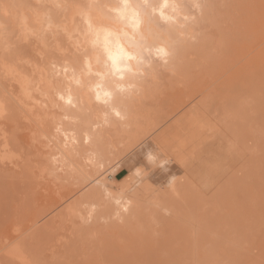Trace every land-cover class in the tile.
Masks as SVG:
<instances>
[{
  "label": "bare ground",
  "instance_id": "1",
  "mask_svg": "<svg viewBox=\"0 0 264 264\" xmlns=\"http://www.w3.org/2000/svg\"><path fill=\"white\" fill-rule=\"evenodd\" d=\"M253 1L258 15L254 14ZM253 1L169 0L175 10L171 7L167 9L166 15L171 19L162 20L150 8L143 7V0H130V3L140 5L144 13L141 28L133 31L129 22L122 20L115 11L122 6V0H76L77 35L76 42L72 43L76 52L70 55L59 53L58 60H47V70L54 71L51 74L39 73L42 84L31 86L32 79L26 78L25 72L14 74L18 72L17 69L12 71L6 63L0 62V126L11 132L7 138L0 133V138L4 142L8 139L25 156L23 168L30 171L32 186H41L45 190L43 192L47 193L37 201L35 198V204L38 202L42 214L62 207L75 182L80 183L75 185L79 188L94 174L98 175L105 163L118 164L127 156L140 165V168L136 167L138 171L135 169L132 174L149 173L155 177L151 180L168 182L173 188L176 184L174 179L184 176L187 182V165L181 164L180 173H176L168 164L171 156L176 158L186 154L187 134L193 133L199 139L205 135L208 113L214 110L212 106L221 102L222 107L215 108L218 116L225 109L245 111L243 106L246 105L247 110L248 107L251 110L249 102L253 104L255 92L263 90L264 36L258 47H254L250 40L257 33L256 28L258 31L264 27V5L261 4L264 0ZM161 2L148 0L150 6L156 7ZM231 25L235 27L229 28ZM118 46L138 57L127 62L117 61L122 72L116 71L109 59L110 54L118 52ZM213 63H216V68L211 72L209 67ZM208 77L211 81L219 82L216 88L208 90ZM105 93L110 95L106 97ZM17 105L24 115L19 113ZM116 111L124 119L118 118ZM43 114L52 115L53 137L60 139L52 153L39 152V148L27 143V134L18 132L19 125L23 126V130H28L30 123H34L41 133H45V120L40 119ZM29 130L35 131L32 127ZM156 132L157 135L152 137ZM36 148L44 155L43 159L35 158ZM147 149L160 154L156 159L157 164L165 162L163 167H159V174L151 169L147 172L141 169L143 163L148 165L143 157ZM3 169L14 173L12 169ZM122 171L116 170L115 178ZM131 176L122 178L116 191L110 189L114 181L110 185L103 179L93 178L95 180L91 182H95V185L90 184L92 187H87L88 192L76 198L78 204L84 200L86 207L88 201L92 203L89 205L92 210L87 217L85 212L81 214L85 218H81L80 222L89 218L93 220L91 226L96 227L102 221L111 222L109 226L119 233L125 227L139 225V215L146 207ZM127 178L131 183L128 184ZM143 179L146 180L145 177ZM133 186L134 190L130 191ZM161 191L163 194L156 199L160 203L157 204L159 209L177 215L179 206L168 193ZM73 203L71 200L59 212H55L51 223L62 210L69 208L71 211L70 206L76 209L78 206ZM81 208L77 209L78 212ZM150 211L158 212L152 208ZM113 219L117 223L123 219L124 224L117 226ZM155 221L163 222L161 218ZM143 228L149 229L146 225ZM98 229L102 230L100 227ZM104 230L110 229L106 226ZM136 237L131 239L129 236L130 239L123 241V245L126 243L132 247L139 240V237L135 240ZM68 243H64L65 248ZM144 243L147 257L146 254L134 258L121 255L123 246L119 245V251L115 248L112 252L107 251L100 262L88 259L82 264H160L158 254L154 252L158 247L164 249V245L148 237L138 245ZM166 243L170 244L171 241ZM166 261V264L182 263L176 257ZM200 261L201 257H198L195 264H201Z\"/></svg>",
  "mask_w": 264,
  "mask_h": 264
},
{
  "label": "rangeland",
  "instance_id": "2",
  "mask_svg": "<svg viewBox=\"0 0 264 264\" xmlns=\"http://www.w3.org/2000/svg\"><path fill=\"white\" fill-rule=\"evenodd\" d=\"M261 4L264 5V1ZM258 13L255 5L254 14ZM262 28V31L256 28L257 33L251 37L250 42L254 47L263 41ZM76 35V0H0V62L6 63L12 71L17 69L18 72L14 74L25 72L26 78L32 79L31 86L42 84L39 73L51 74L54 71L47 70V60L56 61L61 53L70 55L76 52L72 46L76 42ZM215 68L216 63H213L209 70L212 72ZM208 81V90L216 88L219 83L211 81L209 77ZM220 105L221 102L209 111L205 135L199 139L193 133L187 134L186 154L169 158L168 164L176 173H180L181 164L188 166L185 174L188 175L187 182L184 176L179 177L178 182L174 179L176 184L173 188L168 182L151 180L155 177L149 173L132 174L140 165L127 156L118 164L105 163L100 171L96 169L98 175L93 172L94 175L91 174L93 176L86 183L83 182V186L76 188L75 185L80 183L75 182L64 205L72 200V205L78 207L70 206L71 211L64 209L66 215L62 210V215L60 213L61 216H57L53 224L50 221L52 215L64 205L51 213L42 214L38 202L35 204V198L37 201L47 193L43 192L41 186H32L30 171L23 168L25 156L8 139L4 142L0 138V264H82L88 259L100 262L107 251L112 252L114 248L119 251V245L123 246L121 255L134 258L146 254L147 257L146 244L138 245L146 237L164 245V249L158 247L154 252L158 254L160 264H166L170 257H176L181 264H195L198 257H201V264H264V87L255 92L253 104L249 102L251 110L249 107L247 110L248 105L243 106L250 115L245 114L246 110L243 109L239 112L224 108L222 115L218 116L215 108L217 106L219 109L222 107ZM17 107L19 113L24 115V111ZM51 117V114L40 116L45 120V133H41L34 123H30L29 129L32 127L35 131L23 130V126L19 125L18 132L27 134V143L39 148V152L52 153L55 144H59L60 139L53 137ZM0 129L6 138L11 134L10 129L3 130L1 126ZM37 148L34 149L35 158L43 159L44 155ZM148 151L143 153L144 158ZM153 154L156 158L160 156ZM154 163L156 160L148 162V165L143 163L141 169L146 172L151 169L159 174L160 165ZM2 167L12 169L14 173ZM116 170H123L117 178L114 176ZM130 175L146 207L139 215V225L125 227L119 233L109 226L111 222L100 220L97 226L103 231L95 225L91 226L93 220L89 218L80 222L92 210L89 208L91 202L88 201L86 207L84 200H81L82 203L79 200L81 205L76 198L86 194L92 183L95 185L91 181L103 179L107 184L114 181L111 184H115L108 186L116 191L122 178ZM126 180L128 184L131 183L130 179ZM134 186L130 191L134 190ZM161 190L168 193L179 206L177 215L159 209L157 204L160 203L156 199L160 197ZM78 208L86 211L81 210L80 213ZM151 208L158 212L152 213ZM83 213L85 217L81 215ZM67 215L70 219H66ZM159 218L165 223H157L155 219ZM122 220L117 223L113 219L117 226L124 224ZM144 225L149 229L145 230ZM106 226L114 230L105 231ZM129 236L131 239L137 236L135 240L139 237L132 247L126 243L123 245L126 239H130ZM170 241V244L166 243ZM66 242L69 243L65 248ZM103 247L105 249L102 250Z\"/></svg>",
  "mask_w": 264,
  "mask_h": 264
},
{
  "label": "clouds",
  "instance_id": "3",
  "mask_svg": "<svg viewBox=\"0 0 264 264\" xmlns=\"http://www.w3.org/2000/svg\"><path fill=\"white\" fill-rule=\"evenodd\" d=\"M143 7L150 8V11L153 14H158L160 19L162 20L171 19V16L166 15L167 9L171 7L173 11L175 10V6L169 4V0H162L158 7L150 6L148 4V0H143ZM115 11H117L118 15L122 20H126L129 22V25L133 31H136L141 28L144 13L141 11L140 5L130 3V0H122V6L119 9H115ZM109 59L112 61L113 67L116 69V71L122 72L123 69L118 67L117 61L127 62L131 60H136L138 59V57L133 53L125 51L123 47L118 46V52L115 55L110 54ZM109 95V93H105L106 97ZM115 115L120 119H124V117L119 111H116ZM145 158L149 163L157 159L156 156L150 150L146 153ZM164 163L165 162L162 161L160 166L163 167Z\"/></svg>",
  "mask_w": 264,
  "mask_h": 264
},
{
  "label": "snow or ice",
  "instance_id": "4",
  "mask_svg": "<svg viewBox=\"0 0 264 264\" xmlns=\"http://www.w3.org/2000/svg\"><path fill=\"white\" fill-rule=\"evenodd\" d=\"M162 51V50H161Z\"/></svg>",
  "mask_w": 264,
  "mask_h": 264
}]
</instances>
